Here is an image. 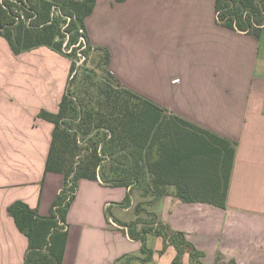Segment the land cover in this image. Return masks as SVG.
<instances>
[{"label":"crops","instance_id":"obj_1","mask_svg":"<svg viewBox=\"0 0 264 264\" xmlns=\"http://www.w3.org/2000/svg\"><path fill=\"white\" fill-rule=\"evenodd\" d=\"M84 23L121 87L230 140L236 155L225 207L184 202L174 186L156 197L80 179L62 264H175L159 226L183 233L203 264H264V24L259 36L225 27L216 0H97ZM71 66L49 46L16 54L0 35V264H24L30 250L9 207L50 215L63 187L46 171L54 124L39 114L58 111ZM180 264H193L189 247Z\"/></svg>","mask_w":264,"mask_h":264},{"label":"trees","instance_id":"obj_2","mask_svg":"<svg viewBox=\"0 0 264 264\" xmlns=\"http://www.w3.org/2000/svg\"><path fill=\"white\" fill-rule=\"evenodd\" d=\"M96 2L0 0V35L16 54L38 46L65 53L63 44L67 33H71L69 47L78 42L82 29L87 39L85 53L97 52L90 45L84 23ZM54 6L58 16L53 14ZM216 10L221 25L259 36L264 24V0H216ZM21 11L26 18L34 17L33 22L26 24L24 19L18 20ZM65 17L71 20L68 22ZM67 22L63 31L62 24ZM75 52L73 49L67 56ZM97 59L107 67L109 50L100 49ZM75 66L74 60L71 72ZM108 75L118 82L109 70ZM74 78L75 75L70 78V84ZM39 116L54 124L46 171L61 173L64 182L52 203L50 215H39L21 200L9 207L17 226L29 237L30 250L24 264H62L68 237L66 215L82 178L100 177L110 186L144 185L156 197L166 195L167 187L174 186L176 196L184 202L226 206L236 144L130 89L98 84L96 95L91 96V106L79 103L66 91L57 112L42 111ZM90 134L91 144L82 145L81 138L86 141ZM141 221L138 218L137 222ZM154 232L175 245V264H180L187 247L191 263L203 264L200 258L204 252L189 244L183 233L169 235L163 226ZM130 235L143 237L131 230Z\"/></svg>","mask_w":264,"mask_h":264},{"label":"rangeland","instance_id":"obj_3","mask_svg":"<svg viewBox=\"0 0 264 264\" xmlns=\"http://www.w3.org/2000/svg\"><path fill=\"white\" fill-rule=\"evenodd\" d=\"M29 2H30V0H29ZM21 13L23 16H25L24 11H21ZM55 13L58 16V14H59L58 11ZM20 19L22 20V17H20ZM25 22H26V24H30L33 22V18L26 19ZM64 26H65V24H62V30L63 31L66 28ZM67 34H68V36L71 35L70 32H68ZM68 36L65 39L64 43L66 41H68ZM63 49L68 50L69 48L66 47L65 44H63ZM97 49H98L97 52L89 50V52H87L88 54L86 53L87 59L84 62H82L81 57L78 55L79 47L75 48L76 54H71V56H68L71 59V61L77 60L80 64L77 65V63H76L75 70H74V72H72V76H71V78H72L75 75V78L73 79V81H71V84H70L71 79L69 80V84L67 86L66 91L70 95L74 96V98L76 100H78L79 103H81L83 105L90 104V106H91V96L94 94L96 95L98 84H101V85L112 84L114 86H118V88L121 90V87H119L120 86L119 83L116 82L115 80H113L112 77H109L108 69H107L108 66L106 67L104 64L98 62L97 55H98L100 49H106V48L99 47ZM64 54L67 55L66 52ZM109 62H110V60H109ZM92 103H94V99H92ZM85 140L86 141H84L81 138V144L82 145L85 146L86 144H91V134ZM68 193H70V191H68ZM182 257H183V255L181 256L180 261L182 260Z\"/></svg>","mask_w":264,"mask_h":264},{"label":"built area","instance_id":"obj_4","mask_svg":"<svg viewBox=\"0 0 264 264\" xmlns=\"http://www.w3.org/2000/svg\"><path fill=\"white\" fill-rule=\"evenodd\" d=\"M57 11H58V10H57L56 6H54V7H53V14H54L55 12H57ZM58 13H59V11H58ZM21 17H22V19H24V20L34 18V17L25 18V16H23V15H22ZM65 18L68 19V22L71 20V17H65ZM17 19L20 20V17H17ZM68 22H67V24H65L64 27H66V26L68 25ZM80 32H81L82 34L80 35L79 40H78L77 43L72 44V45L69 46V47L67 46L68 41H66V42L64 43L65 46L69 48L68 50H64V51H65L66 53H71V52L73 51V49L75 50L76 47H79L78 55L81 57L82 62H84V61L87 59V56H86V53H85V50H86V47H87V40H86L85 36L83 35V30H82V29H80ZM68 39H69V36H68ZM75 62L77 63V65L80 64L77 60H75Z\"/></svg>","mask_w":264,"mask_h":264}]
</instances>
